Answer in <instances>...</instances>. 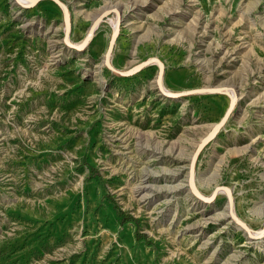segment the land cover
<instances>
[{
  "label": "rangeland",
  "instance_id": "374dc122",
  "mask_svg": "<svg viewBox=\"0 0 264 264\" xmlns=\"http://www.w3.org/2000/svg\"><path fill=\"white\" fill-rule=\"evenodd\" d=\"M59 1L72 45L110 11L79 51L54 0H0V264H264V0ZM118 19L117 72L220 93L107 69ZM231 99L194 184L251 236L188 185Z\"/></svg>",
  "mask_w": 264,
  "mask_h": 264
},
{
  "label": "water",
  "instance_id": "95a60500",
  "mask_svg": "<svg viewBox=\"0 0 264 264\" xmlns=\"http://www.w3.org/2000/svg\"><path fill=\"white\" fill-rule=\"evenodd\" d=\"M40 0H32L31 5L39 2ZM57 4V6L62 9L63 13H64V25L66 27V32L64 35V42L65 44L71 48L74 49L76 51H79L81 49L84 48V46L89 42L91 35L93 33V31L98 27V25L102 22V20L104 19V17H106L110 11L106 12L104 15L100 16L97 20H95L93 22V24L90 26V28L88 29V33L85 36V38L83 39V41L79 44V45H72L68 42V31H69V16L66 12V8L65 6L59 1V0H54ZM29 5V6H31ZM26 7V6H24ZM118 29H119V19L117 20V24H116V28L112 34L111 40L108 44L105 56H104V64L107 67V69H109L112 72H117L110 64H109V56L111 54L112 51V47L113 44L116 40L117 34H118ZM152 63H156L158 65V76H157V82H158V87L160 88V90L163 92V94L168 97V98H177L180 96H187V95H191V94H200V93H220V90L217 89H210V90H204V89H200V90H193V91H186V92H182V93H165L162 89V85H161V81H162V74H163V66L162 64L158 61V60H149V61H145L142 64L138 65L137 67H135L134 69H132L131 71H129L128 73H120L117 72L118 74L124 75V76H128L131 74H134L136 71H138L141 67L152 64ZM228 95V94H227ZM229 96V95H228ZM230 97V96H229ZM234 107V102L231 99L230 103H229V107L224 115V117L219 121V123L216 125L215 129L208 134V136L198 145V147L195 149L194 153L191 156L190 162H189V166H188V185L190 187V189L192 190V192L194 193V195L199 198L200 200L204 201V202H211L216 194L218 193V191H224L228 197V209L229 212L231 214V219L238 223L243 229L246 230L247 234L249 236H251L249 229L246 227V225L244 223H242L241 221H239L237 219V217L234 215L233 213V200H232V194H231V190L228 188H216L209 197L205 198L203 196H201L194 184V167H195V163L197 160V157L201 151V149L217 134V132L220 130V128L222 127V125L224 124L225 119L228 117V115L230 114V112L232 111ZM264 235V221H263V229L261 230V232L259 233L258 237H263Z\"/></svg>",
  "mask_w": 264,
  "mask_h": 264
},
{
  "label": "bare ground",
  "instance_id": "6f19581e",
  "mask_svg": "<svg viewBox=\"0 0 264 264\" xmlns=\"http://www.w3.org/2000/svg\"><path fill=\"white\" fill-rule=\"evenodd\" d=\"M165 174H166V173H164V175H165ZM167 175H168V174H167ZM147 178H148V177H147ZM166 188L168 189V187H166ZM166 188H165V189H166ZM169 189H171V188H169ZM170 192H171V190H170ZM228 212H229V210L227 211V213H223L222 216H223L224 218L227 217ZM229 213H230V212H229ZM238 226H239V225H238ZM239 227H240V226H239Z\"/></svg>",
  "mask_w": 264,
  "mask_h": 264
},
{
  "label": "trees",
  "instance_id": "16d2710c",
  "mask_svg": "<svg viewBox=\"0 0 264 264\" xmlns=\"http://www.w3.org/2000/svg\"><path fill=\"white\" fill-rule=\"evenodd\" d=\"M116 212H117V215L121 216L122 213L119 210Z\"/></svg>",
  "mask_w": 264,
  "mask_h": 264
}]
</instances>
